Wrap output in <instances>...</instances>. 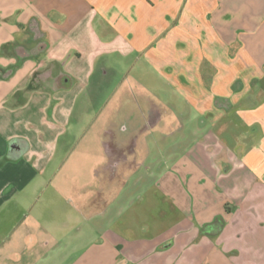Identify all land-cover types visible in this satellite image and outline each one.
<instances>
[{"label": "crops", "instance_id": "1", "mask_svg": "<svg viewBox=\"0 0 264 264\" xmlns=\"http://www.w3.org/2000/svg\"><path fill=\"white\" fill-rule=\"evenodd\" d=\"M263 79L264 0H0V264H264Z\"/></svg>", "mask_w": 264, "mask_h": 264}, {"label": "rangeland", "instance_id": "2", "mask_svg": "<svg viewBox=\"0 0 264 264\" xmlns=\"http://www.w3.org/2000/svg\"><path fill=\"white\" fill-rule=\"evenodd\" d=\"M253 94L256 95V97L259 98L261 101H264V79L259 81L258 88L253 91ZM178 231L179 229L176 230L175 234H172L171 236H169V238L164 237V239L166 238V240L168 239L171 241L176 240L180 235ZM207 232V229H201L197 236H195L193 243H199V241H201L207 236Z\"/></svg>", "mask_w": 264, "mask_h": 264}]
</instances>
